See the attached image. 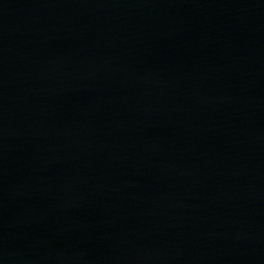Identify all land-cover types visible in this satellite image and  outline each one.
<instances>
[{
	"label": "water",
	"instance_id": "1",
	"mask_svg": "<svg viewBox=\"0 0 264 264\" xmlns=\"http://www.w3.org/2000/svg\"><path fill=\"white\" fill-rule=\"evenodd\" d=\"M0 264H264V0H0Z\"/></svg>",
	"mask_w": 264,
	"mask_h": 264
}]
</instances>
